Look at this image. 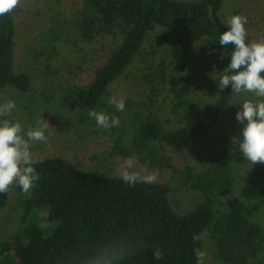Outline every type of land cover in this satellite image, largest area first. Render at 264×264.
<instances>
[{"label": "trees", "instance_id": "1", "mask_svg": "<svg viewBox=\"0 0 264 264\" xmlns=\"http://www.w3.org/2000/svg\"><path fill=\"white\" fill-rule=\"evenodd\" d=\"M224 3L225 0H83L78 11L81 33L87 40L108 39L109 49L89 80L61 87L65 104L76 110L79 121L95 127L96 121L88 115L92 109L118 116L119 126L102 129L103 132L120 134L132 129L128 144L121 142L122 134L118 135L115 153L135 156L153 165L169 164L166 151L191 148L196 138L215 125L235 94L229 85L201 108L185 85L161 97L174 72L184 67L180 62L198 43L204 44L222 72L230 64L234 46L224 48L219 43V36L228 30ZM18 11L0 18V91L13 87L27 93L34 90L36 74L16 64ZM55 29V25L49 27L50 32L42 40L51 51L59 52L54 42L60 35ZM156 47L162 49L161 61L157 65L150 62L145 67V77L140 78L147 79L149 88L143 87L140 100L125 98L124 111L119 112L108 103L111 84L126 74L140 56L144 59L143 51L147 59H153ZM48 52L40 50L39 56ZM49 57L52 58L50 52ZM51 58L46 61L47 69L55 67ZM169 65L175 69L173 73L168 71ZM74 77L77 79L73 75L69 78ZM40 94L48 96L46 91ZM168 104L177 117L174 122L164 117ZM34 161L39 179L30 194H23L19 186L0 193V208L13 191L24 197L19 228L0 241L3 264H84L88 256L116 240L134 241L137 245L135 253L119 264H197L194 250H203L204 239L194 242L192 237L201 232L210 235L218 258L226 264H245L264 253V225L256 218L264 203V163L249 165L238 183L230 160L216 158L194 177L204 198L180 213L171 203L167 182L131 186L119 176L80 168L61 155ZM235 191L238 197L233 195ZM224 195H230L232 202L226 204ZM156 248L163 254L160 260L154 258Z\"/></svg>", "mask_w": 264, "mask_h": 264}, {"label": "rangeland", "instance_id": "2", "mask_svg": "<svg viewBox=\"0 0 264 264\" xmlns=\"http://www.w3.org/2000/svg\"><path fill=\"white\" fill-rule=\"evenodd\" d=\"M82 4L83 0H24L23 6L18 8L15 16L16 64L18 68L29 69L36 74L35 85L34 90L27 93H20L13 87L0 91V104L8 100H14L16 103V108L11 114L0 117V121H19L25 134L29 126H36L37 120L49 123L46 133L49 141L32 146L33 159L61 155L80 168L98 169L111 176H119V165L124 160L133 159L137 162V170L142 174L156 171L159 173L157 182L169 184L171 203L180 213L191 209L204 198L202 190L194 184V177L211 166L216 158L230 160L237 182L240 183L251 163L245 159L232 138L242 137L244 125L236 119V114L245 100H257L252 93H235L219 120L210 130L196 138L191 148L183 151L167 150L166 154L170 158L167 165H153L142 162L135 156L124 157L114 152L118 135L122 134L121 142L128 144L132 129L128 128L116 134L115 131L103 132L101 128L79 121L76 110L65 104L61 87L70 83L78 84L80 80L81 83L89 80L93 68L102 61L109 49L108 39L96 37L87 40L81 33L78 11ZM236 14L247 16L246 28L251 41L264 40V0H225L224 20L227 22ZM53 25L56 27V33L60 35V39L54 42L59 52L51 51V47L42 40ZM158 47L154 49L156 53L153 59H147L146 51H143L144 59L140 56L126 74L111 84V97L115 95L117 98L123 96L124 99H142L143 87L149 88V85L147 79L140 81V78L145 77L143 73L150 62L157 65L161 61L162 49L158 50ZM40 50L49 51L52 58L49 57V52L46 56H39ZM48 58H51L55 67L47 69ZM180 64L184 67L177 70L179 72L171 65L167 67L171 73L172 70L175 72L168 80L167 90L164 94L161 93V97L168 93L170 95L174 87L185 85L197 107L201 108L219 95L221 89L218 78L222 74V68L212 61L204 44H196ZM72 75L77 76V79L69 78ZM43 91H46L48 96L41 95ZM164 108V117H169L172 122L176 121L177 117L171 106L168 104ZM233 195L238 197V192L235 191ZM23 198L13 191L7 204L0 208V241L11 236L19 228L23 215ZM222 198L226 199V204L233 199L230 195H224ZM256 218L264 225V203ZM214 244L207 233L203 240V251L207 253L206 264H226L218 258ZM260 254L245 264H264V253ZM6 260L12 261L9 258ZM0 264L3 263L0 261Z\"/></svg>", "mask_w": 264, "mask_h": 264}, {"label": "clouds", "instance_id": "3", "mask_svg": "<svg viewBox=\"0 0 264 264\" xmlns=\"http://www.w3.org/2000/svg\"><path fill=\"white\" fill-rule=\"evenodd\" d=\"M24 0H0V18H6L16 9L23 6ZM247 16L236 14L227 21L228 30L219 36V43L227 48L234 46L231 52V62L219 76L221 90L231 85L232 92L252 93L255 102L245 100L242 108L236 114V119L244 125L242 137H233L235 145L252 166L264 163V40L247 42ZM225 54L223 53L222 57ZM213 78L217 79L215 76ZM109 104L116 106L119 111L125 107L123 96H112ZM16 108L14 100L0 104V117L9 116ZM90 118L96 121L98 128L108 130L118 127V116L92 109L88 112ZM49 123L37 120L36 126H29L25 134L24 127L17 121L7 119L0 121V193H7L13 186H19L22 193L30 194L39 179V173L33 166L35 161L31 148L36 143H48L46 134ZM235 151V149H233ZM119 177L131 186L137 183L154 184L159 178L156 171L142 174L137 170V162L133 159L124 160L118 167ZM205 233H197L194 242L203 240ZM137 250L136 242L116 240L99 248L93 255L88 256L84 264H119ZM154 258L160 260L163 254L159 248L154 249ZM194 254L197 264H206V251L196 248Z\"/></svg>", "mask_w": 264, "mask_h": 264}]
</instances>
